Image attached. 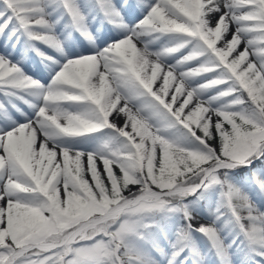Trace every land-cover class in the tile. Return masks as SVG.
<instances>
[{
  "label": "rangeland",
  "instance_id": "1",
  "mask_svg": "<svg viewBox=\"0 0 264 264\" xmlns=\"http://www.w3.org/2000/svg\"><path fill=\"white\" fill-rule=\"evenodd\" d=\"M85 1L59 0L62 14ZM105 1L120 15L129 33H138L135 41L128 33L121 34L118 38L124 46L129 43L131 49L146 54L157 51L156 46L165 48L174 59L180 49L178 55H188L191 61L190 71L184 79L171 83L166 96L155 93L154 101L146 102L157 121L145 129L138 131L120 121L109 125L111 131L90 132L95 110L68 102L71 86L88 62L82 61L81 55L68 53L64 57L66 48L62 45L65 40L76 45L75 34H102L107 22L94 10L80 8L71 29L62 30L57 38L63 50L59 60L58 55L33 42L37 39L53 46L50 34L57 31V24H67L68 17H58L48 26L31 13L37 11L39 0L0 1V264H157L156 256L168 252L165 243L174 246L175 242L185 249L175 264H264V247L260 246L262 239L264 244V169L257 168L251 175V160L246 163L249 173L240 181L230 171L234 163L253 154H259V162L264 160V0H220L213 11L223 16L235 14L236 28L217 24L208 28L199 15L187 16L177 23L181 27L174 30V42L169 36L160 46L148 31L159 20L160 29L162 21H167L164 15L149 19L142 12L129 17L132 9L126 4L130 0ZM174 1L191 8L185 1ZM112 42L104 41L102 46ZM96 50L93 52L99 54ZM47 59L55 61L53 70L43 68L35 74L36 66ZM133 74L130 71L114 77L127 93L142 85ZM56 78L60 84H52ZM245 88L251 91L253 110L247 109L242 98ZM189 90L197 96L193 106L178 96L180 91ZM43 109L45 114H56L49 125L38 116ZM55 125L67 130L62 140L49 145L43 137ZM133 156L143 168L161 176V182L128 185L123 189V202L111 210L103 224L85 223L64 237L61 234L59 243L47 239L49 223L45 222L27 238V242L41 241L36 250L25 246L17 249L14 241L11 244L16 237L15 215H40V204L29 206L22 191L24 177L34 188L43 186L55 200L66 201L67 184L58 178V172L67 165L76 168L84 182H92L97 176L106 177L110 171L119 172L131 165ZM185 175L198 176L200 181L176 188L172 193L179 198L169 199L164 189L170 187L173 177ZM106 222L113 224L111 230ZM193 223L205 241L193 235Z\"/></svg>",
  "mask_w": 264,
  "mask_h": 264
},
{
  "label": "bare ground",
  "instance_id": "2",
  "mask_svg": "<svg viewBox=\"0 0 264 264\" xmlns=\"http://www.w3.org/2000/svg\"><path fill=\"white\" fill-rule=\"evenodd\" d=\"M39 1H40V3H38L39 6H36V7H38L36 9L37 11H32L31 13H32V15L38 17V19L46 22V24L48 26L51 24V21L56 20L58 17L64 18L66 15L69 20H68L67 24L66 23H63V24L61 23L60 25L57 24V28L59 27L57 29V31L52 32L50 34L51 37L52 36L54 37V40L52 41L53 46L50 44V42L46 43V42H43L41 40L37 41V39H34L33 43H35L36 45H41L43 48H46L47 50L51 51L52 53L58 55L59 60H61L64 55L70 53V54H76L77 56L81 55L82 56L81 60L88 62L85 71L80 72L79 75H77V82L71 86L72 88H71L70 96H69L70 99L68 100V102H70V104H69L70 106H72V105H74V106L84 105V107L87 106V107H90L93 110H95V118L93 120L94 126L90 129V132H92V131H102V132L103 131H111V128L109 127V125L111 123H113L115 125V122L118 123L120 121H126V124H131L132 127L138 131L143 129L145 127V125H150L153 122H156L157 119L152 117L153 113L152 114L150 113V111L145 106V104H146V102H149L150 100L154 101L155 93L163 92V93H165V96H166L168 94L167 92L169 91L170 85H172L171 83L175 79H177L179 77L184 79L185 77H187V75L190 71L189 65L191 64V61L187 57L188 55L187 56H185V55L179 56L178 55L180 53V49H179L178 54H176L177 58L174 59V57L168 52L169 50L167 51V49H165V48H161V47L156 46L157 51H155L154 53H147L146 54L145 52H143L144 50L138 51L137 49L136 50L131 49V47H128L129 43H128V46H124L122 40H120L118 38L121 34L125 35L128 33V35L130 36V40L132 39L135 41L136 38L138 37L137 36L138 33L137 34L135 32L129 33L128 27L125 23H123V20H121L120 15L118 13H116L114 11L115 9H113L111 7L110 3L105 1V0H86L83 4L72 5L69 8H66V10H64L63 14H62V10L60 7L59 0H39ZM180 1H182V2L185 1V4H187L191 8H189L187 10L186 8H184L183 5H179L177 3H174V2H177L174 0H135V3H134V0H130L126 4V6L130 7L132 9V11L129 14V17H136L143 12V13H145V16L147 18L153 17L154 19H157L161 15H164L165 18H167V21H165V22H163L164 20L162 21L160 29H157V27H158V23L160 24L161 20H159V22L157 23V26H155V28L152 27V25H151L152 28L150 30L148 29L149 31L146 30L149 32L150 35L152 34V36L154 37V39L158 43L160 42V44L158 46H160L161 42H163L164 39L168 38L169 36H170L169 39H171V40L175 38V36L177 34L174 31L175 28L181 27V26L180 27L177 26V23L179 22L180 19L187 18V16L199 15L200 17L203 18L205 27H208V28L212 27L214 24L221 25V26L223 25V27H234V28H236V25H234L235 18H237V17H235V14L233 15V13H231L232 15L227 14L226 16H223V15L218 14L216 11H213L215 6L219 3L220 0H180ZM245 1L246 0H244L243 2H245ZM226 3H227V1H226ZM236 4H237V2H236ZM226 6H228V5L226 4ZM234 6H236V5L234 4ZM80 8H89V9L94 10L95 13H98V15H100L102 18H104V20L107 22V29L102 34L99 33L98 31H94V34L92 35V37H89L88 35L81 36L79 34H75V39L77 41L76 45L73 43H70L68 40L63 41L62 46L66 48V50H65L66 52L62 53L63 54V56H62L61 52L63 50H62V47L59 46L60 41H58V39H59L58 37L60 36L62 30H64L66 32L67 30L71 29L70 28L71 25L76 20L77 15L81 11ZM147 9H148V13H147ZM247 14H248V12H247ZM61 18H60V20H61ZM57 20H59V19H57ZM143 21H144V19H143ZM151 23H152V21H151ZM42 24H43V22H42ZM187 24H189V23H187ZM201 24H203V23H201ZM140 25H142V24H140ZM182 25H185V24H182ZM36 26L38 27V24H36ZM183 27H185V26H183ZM148 28H150V26H148ZM41 29L42 28L39 27L38 30H41ZM162 30L167 31V33L163 32ZM36 32L38 35V31H36ZM45 32L46 31H44V33ZM50 35H48V36H50ZM95 36H98V37L96 38ZM237 38H239V37H237ZM108 40H111L113 42L110 45L108 44L109 45L108 47L102 46L104 41H108ZM139 41H141V40H139ZM145 41H146V39H145ZM56 44H58V46ZM60 44H62V43H60ZM125 44L127 45L126 42H125ZM134 45L135 44H133V46ZM41 46H40V48H41ZM179 48H181V47H179ZM96 49L100 50L99 54L93 52ZM148 52H150V51H148ZM154 54H156V55L153 56ZM59 60H58V62H59ZM84 64H86V63H84ZM54 65H55V61H50L48 59L44 60L43 63L40 65V67L36 66V67H38V69L36 70L35 74H38L39 70L43 69V68H46V69L49 68V71H52ZM177 70L181 71V72H179V74H178V72H176ZM130 71H132V73H135L133 75H138L139 78L142 80V85L133 93H127L122 88L121 83H117V80H116L117 78L115 77L116 75H118L120 73L124 74V73L130 72ZM28 72H32L30 70V68H28ZM23 74H26V73H23ZM52 75H54V74H52ZM114 77L116 79H114ZM60 78H62V77H60ZM31 80H32V78H31ZM35 80L37 82V79H35ZM27 82H28V80H27ZM36 82H34L35 83V85H33L34 87L38 86V83H36ZM60 83H61V81L59 78H56L52 82V84H60ZM62 85L63 84H61V86ZM41 86H42V83H41ZM52 86L55 87V85H52ZM56 86H58V85H56ZM40 87H39V89H40ZM43 87H44V85H43ZM57 88H59V87H57ZM38 91H40V90H38ZM181 92L182 91H180L178 96L179 97L184 96V98L189 101V105L193 106L195 103V100H197V98H196L197 96H194L192 94V91H190V90L186 91L187 93L186 92L181 93ZM30 93H32V91ZM30 93H27V94H30ZM49 95H51V94H49ZM195 95H197V94H195ZM31 101H33V98ZM152 101H150V102H152ZM54 103H56V102H54ZM186 103H188V102H186ZM25 104H26V102H25ZM33 104H35V102ZM51 104H52V102H51ZM52 105H46V107L48 106V109L55 107L54 105L52 107ZM67 109H69V108H67ZM36 110H37V108H36ZM44 110H46V109H43L42 111L41 110L38 111V116L40 118L43 117L42 120H44V122H48V125H49V123H52L50 119H53L56 114L54 112H52L51 115H49L48 113L45 114L43 112ZM71 115H73V114H71ZM58 122H60V121H58ZM39 123H40V120H39ZM37 125H38V123H37ZM61 126L55 125V129H53L51 131V133H48L47 135H45L43 137L47 144H49V145L54 144L55 145V143H57V141L59 142V140H62V138L65 136V130H67V129L64 130L63 127H61ZM113 128L115 129L114 126H113ZM114 129H113V131H114ZM75 131H77V130H75ZM133 132L135 133L136 131L133 130ZM194 221L197 222V219H195ZM197 223L192 224V233L194 236H196V238L200 239V241H205L203 236L199 232L198 228L195 226V224L197 225ZM257 230H258V228H257ZM247 235H248V233H247ZM256 236H258V235H256ZM262 242H263V239H262V241L260 240V246L264 247V244H262ZM165 244H166L165 247L168 249V252H166V253L162 252L156 256V260L158 261L157 264H175V262H174L175 259L177 260L178 255L182 251H184L185 249L183 248L182 244H176V242H175L174 246H171L170 244H169L170 246H168L167 243H165Z\"/></svg>",
  "mask_w": 264,
  "mask_h": 264
},
{
  "label": "trees",
  "instance_id": "3",
  "mask_svg": "<svg viewBox=\"0 0 264 264\" xmlns=\"http://www.w3.org/2000/svg\"><path fill=\"white\" fill-rule=\"evenodd\" d=\"M237 87L241 88L239 85H237ZM250 92L248 88H245L241 91V95L244 99V103L247 105V109L253 110L254 102L250 98ZM263 150L264 147L261 152ZM258 155L253 154L242 162L234 163L230 171H233L240 181L249 173L247 171V162L253 161L250 172L251 175L254 174L253 172H255L257 168L264 169V160L259 162L258 160L260 157H258ZM58 173V178H62L64 182H66L65 184H67L68 197L66 201L61 199L55 200L50 194H47V189L43 186L34 188L33 183L29 181L27 177L23 178L25 183L21 185L22 191L28 196L27 200L29 206L34 202L40 204V215L37 216L32 214L34 215L32 218L25 217L22 214L23 212H18V214L15 215V220L17 222L15 231L16 237L11 241V244L15 242V248L19 249L25 246L30 248L29 250H36L38 248L37 244L41 241L27 242V238L41 223L48 222L50 224L47 225L50 235L47 239L58 243L61 241L59 239H63L65 234L83 226L85 223H88L90 226H94L97 222L103 224L106 220V216L100 218L96 223L94 220L123 202L124 188H127L128 185L141 186L147 181L161 182L162 179V177L156 175V173L143 168L134 156L131 165L122 168L119 172L115 170L110 171L106 177L97 176L92 182H84L76 168L70 165H67L64 170L62 169ZM198 181H200L198 176L188 177L185 175L173 177L170 181V187L164 190L169 192L167 196L169 199L177 200L179 195L172 193L176 188H182L187 184L196 183ZM191 195H188V197ZM41 210H43V212H41ZM106 225H108L107 227L109 230L113 227V224L109 222H106ZM61 234H64L63 237L58 238Z\"/></svg>",
  "mask_w": 264,
  "mask_h": 264
},
{
  "label": "water",
  "instance_id": "4",
  "mask_svg": "<svg viewBox=\"0 0 264 264\" xmlns=\"http://www.w3.org/2000/svg\"><path fill=\"white\" fill-rule=\"evenodd\" d=\"M112 211H108L107 213H105L104 215L100 216L98 219H95L94 221H98L100 218L104 217V216H108ZM44 244V243H43ZM26 249V248H25Z\"/></svg>",
  "mask_w": 264,
  "mask_h": 264
}]
</instances>
